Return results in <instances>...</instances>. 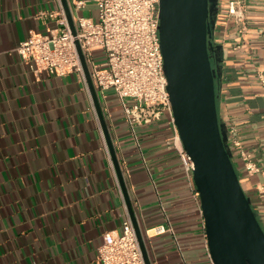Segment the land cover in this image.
Listing matches in <instances>:
<instances>
[{
  "label": "crops",
  "instance_id": "0c3cea01",
  "mask_svg": "<svg viewBox=\"0 0 264 264\" xmlns=\"http://www.w3.org/2000/svg\"><path fill=\"white\" fill-rule=\"evenodd\" d=\"M66 1L74 23L98 18L91 0ZM244 5L243 26L226 0L218 3L217 101L249 155L233 149L264 227V0ZM62 17L69 22L63 0H0V264H98L104 233L120 231L130 214L88 80L36 72L17 51L31 30L51 33ZM95 88L151 264H215L171 114L140 126L138 144L124 112L122 128L107 93ZM167 216L177 241L169 231L147 233Z\"/></svg>",
  "mask_w": 264,
  "mask_h": 264
},
{
  "label": "water",
  "instance_id": "95a60500",
  "mask_svg": "<svg viewBox=\"0 0 264 264\" xmlns=\"http://www.w3.org/2000/svg\"><path fill=\"white\" fill-rule=\"evenodd\" d=\"M74 34L76 25L63 0ZM219 0H160V38L168 91L180 139L194 164L215 264H264V227L244 190L228 141V125L218 112V75L222 45L214 41ZM81 60L104 128L126 202L143 251L151 264L112 143L89 66Z\"/></svg>",
  "mask_w": 264,
  "mask_h": 264
},
{
  "label": "built area",
  "instance_id": "2783aa9c",
  "mask_svg": "<svg viewBox=\"0 0 264 264\" xmlns=\"http://www.w3.org/2000/svg\"><path fill=\"white\" fill-rule=\"evenodd\" d=\"M91 1L98 9V18L79 16L75 21L76 34L62 17L58 20L61 27L51 33L31 30L30 35L17 47L18 53L36 72L46 70L57 75L76 72L87 82L79 43L95 85L104 97L107 90H114L138 144L140 126L161 119L165 111L171 114V122L180 140L167 88L168 79L161 47L160 0ZM226 1L228 14L237 24L244 26V0ZM86 3L87 0H78L77 6L84 7ZM96 48L103 50L99 60L94 55ZM127 99H131L132 104ZM228 141L232 151L237 148L244 159L248 160L249 155L242 149L235 126L228 125ZM180 152L186 169L194 179V164L190 156L184 147ZM249 168L253 169L252 166ZM168 231L174 234L177 241L174 226L168 216L167 223L147 229L149 236ZM98 264H145L130 214L124 219L120 231L104 233L98 248Z\"/></svg>",
  "mask_w": 264,
  "mask_h": 264
},
{
  "label": "rangeland",
  "instance_id": "374dc122",
  "mask_svg": "<svg viewBox=\"0 0 264 264\" xmlns=\"http://www.w3.org/2000/svg\"><path fill=\"white\" fill-rule=\"evenodd\" d=\"M103 50L101 48H96L95 51H94V55H95V58L97 60L100 59V56H102L103 54ZM107 93V96H108V100H109V103L114 107V113H115V117L116 119H118V125H122V126H119V127H122L124 128V122L121 121L123 118H120V117H123V108H122V105L120 103V101L118 100V97L116 96L115 92L113 89H109L106 91ZM128 103L129 104H132V100L131 99H127Z\"/></svg>",
  "mask_w": 264,
  "mask_h": 264
},
{
  "label": "trees",
  "instance_id": "16d2710c",
  "mask_svg": "<svg viewBox=\"0 0 264 264\" xmlns=\"http://www.w3.org/2000/svg\"><path fill=\"white\" fill-rule=\"evenodd\" d=\"M232 152H233V160H234L235 166H236L237 171H238V166H237V163H236L235 158H234V156H235V151H232Z\"/></svg>",
  "mask_w": 264,
  "mask_h": 264
}]
</instances>
